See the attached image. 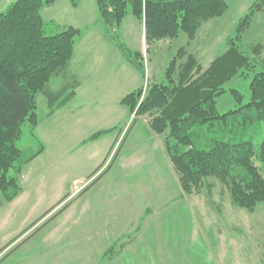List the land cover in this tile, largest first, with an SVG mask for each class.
Listing matches in <instances>:
<instances>
[{"label":"rangeland","instance_id":"374dc122","mask_svg":"<svg viewBox=\"0 0 264 264\" xmlns=\"http://www.w3.org/2000/svg\"><path fill=\"white\" fill-rule=\"evenodd\" d=\"M14 1L0 0V13ZM254 1L226 0L227 11L203 22L193 40L179 30L176 37L149 45L128 4L119 38L142 54L144 77L127 65L125 76L87 82L83 92L94 97L89 103L78 106L73 97L60 107L63 111L50 115L45 97L37 95V128L31 133L32 127L25 126L17 144L22 160L40 144L42 150L21 166L19 194L7 201L0 192V264H264V203L252 211L233 205L214 177L206 178L211 188L185 194L162 136L149 129L145 116L133 121L120 102L140 85L165 82V68L182 46L206 67L226 49L227 38L235 37ZM41 15L47 33L52 24L73 25L84 33L85 27L101 24L94 0H78L75 5L55 0L42 7ZM236 42L255 58L254 72L243 70L224 84L225 91L215 97L219 113L236 107L230 89L238 90L247 102L253 74L264 68V11L253 13ZM257 43L263 46L259 56L252 51ZM60 78L50 81L52 89L58 88ZM230 136L251 140L257 150L264 139V122L237 128Z\"/></svg>","mask_w":264,"mask_h":264},{"label":"trees","instance_id":"16d2710c","mask_svg":"<svg viewBox=\"0 0 264 264\" xmlns=\"http://www.w3.org/2000/svg\"><path fill=\"white\" fill-rule=\"evenodd\" d=\"M54 1L15 0L6 12L0 13V192L7 201L21 190V166L42 150L40 144L22 160L23 150L17 144L25 126L32 127L33 133L38 124L37 95L45 97L50 115L75 96L79 85L77 78H71L61 81L57 89L50 87L53 78L63 80L80 34L73 25L52 24L50 33L45 31L41 10ZM94 1L107 35L142 77V54L130 50L118 33L128 4L143 27L147 45L174 38L179 30L193 40L203 22L222 16L228 9L226 0ZM71 2L75 5L78 0ZM263 11L264 0H255L249 13L240 19L235 37L227 38L226 49L206 67L182 46L165 68V82H147L144 92L140 85L120 99L129 116H145L149 129L162 136L164 151L185 194H199L204 186L211 188L212 182H206V178L214 177L226 189L233 205L249 211L264 203V139L256 150L251 140H234L230 134L237 128L264 122V68L253 74L247 102H243L238 90L230 89L236 107L219 113L215 97L225 91L224 84L232 76L253 70L255 58L241 50L236 39H240L253 13ZM262 48L261 43L253 45L254 55L259 56ZM133 121L124 129V136ZM110 130H98L87 140Z\"/></svg>","mask_w":264,"mask_h":264},{"label":"crops","instance_id":"0c3cea01","mask_svg":"<svg viewBox=\"0 0 264 264\" xmlns=\"http://www.w3.org/2000/svg\"><path fill=\"white\" fill-rule=\"evenodd\" d=\"M97 17L101 24L98 22V26L96 27H92L91 25L85 27V33L81 31L76 37L73 57L68 64L65 76L62 77L63 80H61L78 79L79 85L74 96L78 101V106H84L94 99L92 94H87V91L83 92V90H87V82H96L108 75L117 76L124 74L125 76L127 70H129L127 69V65L130 66L118 53L112 42H110V37L105 31L99 15ZM80 97L86 101L80 100ZM56 111L63 110L59 108ZM74 113V110L69 113V119Z\"/></svg>","mask_w":264,"mask_h":264},{"label":"built area","instance_id":"2783aa9c","mask_svg":"<svg viewBox=\"0 0 264 264\" xmlns=\"http://www.w3.org/2000/svg\"><path fill=\"white\" fill-rule=\"evenodd\" d=\"M144 92V89L142 90ZM134 117V113L131 115V118Z\"/></svg>","mask_w":264,"mask_h":264}]
</instances>
